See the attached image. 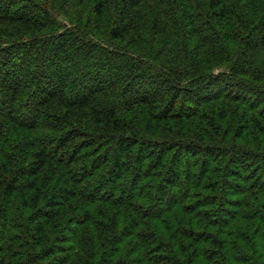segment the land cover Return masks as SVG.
I'll return each mask as SVG.
<instances>
[{
    "label": "trees",
    "instance_id": "16d2710c",
    "mask_svg": "<svg viewBox=\"0 0 264 264\" xmlns=\"http://www.w3.org/2000/svg\"><path fill=\"white\" fill-rule=\"evenodd\" d=\"M0 264H264V0H0Z\"/></svg>",
    "mask_w": 264,
    "mask_h": 264
}]
</instances>
